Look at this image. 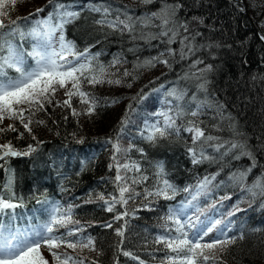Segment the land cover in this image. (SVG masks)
I'll use <instances>...</instances> for the list:
<instances>
[{
    "label": "trees",
    "instance_id": "16d2710c",
    "mask_svg": "<svg viewBox=\"0 0 264 264\" xmlns=\"http://www.w3.org/2000/svg\"><path fill=\"white\" fill-rule=\"evenodd\" d=\"M61 2L75 4V11L80 13L78 19L65 25L66 40L73 42L77 50L87 48L91 54H98L93 64L107 69L105 82L83 86L98 101L92 115L83 114L87 105L81 104L78 97L72 98V108L58 106L67 99L65 90L59 89L52 103L45 104L44 111H36L30 117L31 133L19 120L5 119L0 124L3 129L0 145L10 142L18 152L27 151L29 145L36 148L29 155L0 159V196L7 199L14 192L24 204L0 215V233L5 236L12 232L23 233L46 223L51 205L55 203L63 209L71 206L73 220L79 224L69 227L83 229L76 237L68 239L91 237L96 249L73 250L61 246L56 251L83 259L84 264L92 261L96 264H140L141 261L143 264H166L163 245L154 241L158 235L165 234L163 218L168 209L185 205L187 217L201 216L206 223L222 220L225 232L220 238L234 241L223 253L217 251V260L209 264H264V195H255L249 190L260 182L258 180L264 181V42L257 35L264 36V0ZM91 5L108 7L113 18L110 21L119 17L131 23L133 30L113 31L107 24L96 23L103 18L100 13L90 11ZM166 5L179 6L172 18L175 23L168 25L178 33L172 43H167L168 37L160 36L164 30L162 19L153 16ZM38 8H44L38 16L41 18L51 11L52 5L49 0H17L11 16L21 18L19 23L27 27L22 18ZM32 19L35 20V16ZM181 24H187L188 30L180 27ZM14 42L20 43L18 38ZM32 43L25 40L23 48ZM182 49L187 53L184 58L180 55ZM157 57L168 60V65L155 61ZM114 60L120 63L112 67ZM148 60H153L154 66H146ZM198 60L202 63L193 67ZM209 65L211 71H202ZM125 71L129 75L125 76ZM8 74L16 75L12 70ZM197 76L208 81L206 91L198 89L203 79ZM172 89L186 93L179 102L185 110L203 101L207 111L196 118L188 115L177 118L178 135L173 132L151 143L145 139L147 126L160 123L157 116L162 107L160 96ZM141 96L146 98L141 99ZM173 104L177 112L178 102L175 100ZM73 108L81 114L74 116ZM28 115L26 112L25 116ZM124 119L127 123L120 131ZM192 119L200 124L206 135L218 138L209 142L213 146L203 145L210 159L197 164L192 163L188 152L194 147L192 139L183 134L184 127ZM41 120L43 124L36 123ZM8 125H13L14 130L8 129ZM117 136L121 149H129L117 154L119 162L134 161L140 168L139 172L121 169V175L140 195H135L127 205L117 204L109 212L104 201L97 197L102 194L111 202L112 196L119 195L115 183L117 169L112 159ZM217 143L225 147L216 151L214 145ZM231 143L243 144L245 148L228 151ZM195 147L199 159L200 145ZM242 151L250 152L251 157L242 155ZM158 164L163 165V178L177 189L172 200L145 197V190H155ZM239 169L246 171L245 178L241 182L231 181V176ZM142 175L148 179L132 183L133 178ZM205 178L210 183L193 200ZM186 188L188 191L184 190ZM44 199L49 203H37ZM125 210L128 215L116 220V215ZM107 224L111 227H105ZM121 228L123 237L116 233ZM65 231L61 228L55 234ZM216 235L214 232L209 238L215 239ZM41 251L53 264L47 248ZM124 251L131 255H123Z\"/></svg>",
    "mask_w": 264,
    "mask_h": 264
},
{
    "label": "snow or ice",
    "instance_id": "6c2138e0",
    "mask_svg": "<svg viewBox=\"0 0 264 264\" xmlns=\"http://www.w3.org/2000/svg\"><path fill=\"white\" fill-rule=\"evenodd\" d=\"M17 0H0V124L5 119L19 120L26 131L32 132L30 127L32 120L30 117L35 114L36 111H44L45 104H51L56 92L59 89H64V95L67 99L63 100L62 104L58 106H67L72 108V98L78 97L79 102L83 105H87L84 110L85 115H92L97 107V98L91 93L84 90V84L95 86L99 83L105 82V76L107 69L103 65H94L93 61L97 59L98 54H91L89 49L85 48L80 51L77 50L76 45L66 40L64 35L65 25L72 23L78 19L80 13L72 10V8L61 0H49V4L52 5L53 11L46 18H38L33 20V16H39V13L44 11V8H38L35 13L30 14L22 19L25 21L27 27L22 26L19 23L21 18L17 17L13 19L11 16V9L16 5ZM176 6H165L161 9L160 13H153L156 18L162 19V30L160 36L168 37L167 43H172L178 34L172 28H168L170 22L173 24L175 21L172 19L178 9ZM90 11L102 13L105 19L96 21L100 25H105L111 28L113 31L120 30L128 31L133 30V25L125 20L116 18L114 21H108L107 15L110 13L108 7L91 5ZM243 11V9H241ZM131 20V17H128ZM123 25V28L119 26ZM180 27L188 30L187 24H181ZM171 33V35H169ZM19 39L20 43L17 44L14 41ZM156 38V37H153ZM185 40L187 37L184 38ZM264 39V36H261ZM25 40L33 41L30 49L23 48V42ZM184 40L181 41V44ZM171 51V50H170ZM188 51L192 49L189 47ZM174 54V53H173ZM163 55V53H161ZM181 58H184L187 53L181 50ZM31 63H28V60ZM155 61L168 65V60L154 58ZM120 63L119 60H114L112 67ZM202 63V61H196L195 64ZM146 66H154L153 60L145 61ZM9 70L16 73L15 76H9ZM202 71H211V66H207ZM127 76L129 73L124 72ZM195 75V74H194ZM197 79H203V82L198 84V89L206 91V84L208 81L202 76H197ZM108 83L119 84V80H107ZM168 95L172 96L177 102L176 116H170L167 113H159L164 117L162 123H156L147 126L148 134L145 137L149 142L156 143L160 139H165L173 132L179 134L180 128L177 126V118L188 115L193 118L198 117L201 114V109L204 106V102L196 103L195 109L185 110L179 103L183 101L186 93L184 91H177L172 89L168 92ZM141 99L146 97L141 96ZM193 102L196 101V97L193 96ZM131 107V106H130ZM28 113V117L25 113ZM72 114L78 116L76 109H72ZM27 120V122H25ZM37 124H43L44 121H37ZM127 123V119L121 121V129ZM8 129L14 130L13 125H8ZM3 129H0L2 131ZM184 131L191 134V139L194 147L188 149L189 154L192 157V163H200L203 159H210L205 155L203 145L209 144L218 140L217 137L212 135H206L205 130L200 127V124L195 120H189L187 126L184 127ZM143 135V134H142ZM34 140L36 137L33 135ZM119 136H117V142L113 143V161L115 163L117 174L115 177L116 187L118 189V197L112 196L111 202L105 199L101 194L97 198L103 200L107 205V210L112 212L116 205H127L130 199H133L136 193L134 189H131L124 177L121 175V169L131 171H140L139 165L135 162L129 164H121L118 160L117 154L121 151L127 152L129 149H121L118 143ZM82 143L83 141H78ZM112 143V141H109ZM39 143V142H38ZM196 145H200L199 159ZM209 146H213L209 144ZM216 151H220L224 148L223 143H217L214 145ZM244 149L245 145L238 143H231L232 149ZM36 148L29 145L27 151L18 152L12 144L5 143L0 145V159L8 156L29 155L35 152ZM242 155H248L251 157V153L248 151H242ZM237 159L239 156L236 157ZM112 165H110L111 169ZM156 176L158 178L154 191L145 190V197L152 196L156 198H163L164 200H172L175 198L177 189L170 183V181L164 177V169L162 164L156 166ZM245 173H240L239 176L234 178L242 180ZM147 176H140L139 178H133L132 183L146 181ZM214 179V177H213ZM124 181L121 183V181ZM210 183L208 178H205L198 186L196 195L192 197L193 200L200 194V190H203ZM11 181H9V186ZM258 188L260 194L264 195V183H257L253 186ZM188 191V189H184ZM251 191V189H249ZM9 191H11L9 187ZM126 193H130L126 196ZM255 194V193H254ZM227 198V197H225ZM17 201V202H13ZM37 203L48 204L47 199L37 200ZM22 198L18 199L14 192L5 199L0 196V215L8 214L10 211H14L16 208L23 207ZM185 205L180 207L168 209L167 215L164 219V233L158 235L155 238L154 243L163 245L165 250L164 261L166 264H209V261L217 260V251L223 253L228 244L234 242L231 239H221L224 235L225 229L221 227L224 223L220 219L205 222L200 219L199 216L193 219L187 217L185 214ZM234 213H230L232 215ZM128 212L125 210L123 213H118L115 217L116 220L122 219L127 216ZM79 221L73 220L72 208L69 206L67 209H63L60 205L53 203L51 205L50 217L48 221L41 224L29 231L18 233L12 232L7 236L0 233V264H50L49 260L43 255L42 247L47 248L53 258V264H84L83 259H76L71 255L60 253L56 251L61 246L76 250L77 248L89 249L96 251L94 241L91 237L86 240L83 239H68L69 237H76L83 229L72 228L70 225H78ZM105 227H111V224L105 225ZM63 228L66 229L61 235H56V232ZM217 233L215 239H211L210 234ZM118 236L123 237V229H117ZM206 238H209L206 240ZM122 243V241H121ZM123 255H131L129 252L124 251ZM91 264H96V261H92ZM143 264V261L140 262ZM164 264V262H162Z\"/></svg>",
    "mask_w": 264,
    "mask_h": 264
},
{
    "label": "rangeland",
    "instance_id": "374dc122",
    "mask_svg": "<svg viewBox=\"0 0 264 264\" xmlns=\"http://www.w3.org/2000/svg\"><path fill=\"white\" fill-rule=\"evenodd\" d=\"M71 8H72V10H74L75 11V8H76V5L75 4H73V3H69L68 4ZM53 10V9H52ZM51 12H47L46 13V15L44 14L43 15V18H46L47 17V15L48 14H50ZM100 15H101V18H103V19H105V16L102 14V13H100ZM106 19L108 20V21H110V20H112L113 18H112V15H111V12L107 15V17H106ZM161 22V25H162V21H160ZM93 63H94V61H93ZM172 98V96H170V95H168V94H164V95H162V96H160V101H161V105H162V107H160L161 108V110H160V112H158V113H167L168 115H170V116H172V111H170V107H171V104H170V99ZM194 109H195V106H194ZM207 111V108H206V106L204 105L203 107H202V109H201V112H206ZM163 119H164V117L163 116H161V115H159V122L160 123H162L163 122ZM25 122H27V120L25 121ZM147 134H148V130H147ZM146 134V135H147ZM184 135H186V136H188L189 138H191V134L190 133H188V132H186L185 131V133H183ZM134 161H128L127 163H129V164H131V163H133ZM124 164V163H123ZM127 171V170H126ZM240 173H245V176H246V171L244 170L243 171V169H239V170H236V172H234V174L231 176V181H233V182H241L242 180H237V179H235L234 177L235 176H239V174ZM245 176H244V178H245ZM243 178V179H244ZM258 181H260V182H256V184L257 183H261V182H264V181H262V180H258ZM251 191H253V192H255V195L257 194V195H262V194H260V191H259V189L258 188H254V187H252L251 188ZM201 217V216H200ZM42 250H45L46 251V248L45 247H42Z\"/></svg>",
    "mask_w": 264,
    "mask_h": 264
},
{
    "label": "bare ground",
    "instance_id": "6f19581e",
    "mask_svg": "<svg viewBox=\"0 0 264 264\" xmlns=\"http://www.w3.org/2000/svg\"><path fill=\"white\" fill-rule=\"evenodd\" d=\"M257 35L259 36V38L261 39V36H260V34L259 33H257ZM263 42H264V39H261ZM171 101H170V104H171V107L169 108L170 109V111H172V116H174L175 114H176V110H174V104H173V101H175V99L172 97L171 99H170ZM196 106V105H195ZM192 109H194V106H193V108ZM161 110V109H160ZM160 112V111H159ZM159 114V113H158ZM157 114V116H158V120H159V115ZM247 180H249V179H247Z\"/></svg>",
    "mask_w": 264,
    "mask_h": 264
}]
</instances>
